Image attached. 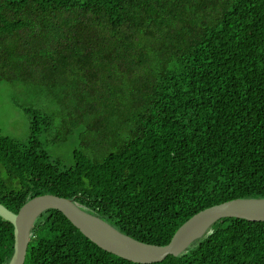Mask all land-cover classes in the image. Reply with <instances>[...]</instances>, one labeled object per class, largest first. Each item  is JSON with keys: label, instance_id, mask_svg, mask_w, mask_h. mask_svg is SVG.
I'll use <instances>...</instances> for the list:
<instances>
[{"label": "trees", "instance_id": "1", "mask_svg": "<svg viewBox=\"0 0 264 264\" xmlns=\"http://www.w3.org/2000/svg\"><path fill=\"white\" fill-rule=\"evenodd\" d=\"M0 82L30 98L28 137L0 128V203L14 212L55 194L166 245L210 206L264 197V0H0ZM14 242L0 215V264ZM24 264L145 263L49 209ZM150 264H264V221L222 218Z\"/></svg>", "mask_w": 264, "mask_h": 264}, {"label": "water", "instance_id": "2", "mask_svg": "<svg viewBox=\"0 0 264 264\" xmlns=\"http://www.w3.org/2000/svg\"><path fill=\"white\" fill-rule=\"evenodd\" d=\"M49 209L61 211L87 238L102 249L137 263H155L169 255L179 256L202 238L211 226L226 217L264 221L263 198H235L210 206L188 219L166 245H154L129 236L70 198L42 194L26 202L18 212L0 203V215L14 225V252L8 264H24L31 230Z\"/></svg>", "mask_w": 264, "mask_h": 264}, {"label": "rangeland", "instance_id": "3", "mask_svg": "<svg viewBox=\"0 0 264 264\" xmlns=\"http://www.w3.org/2000/svg\"><path fill=\"white\" fill-rule=\"evenodd\" d=\"M29 101V94L24 89L0 82V128L4 134L21 140L28 137L30 119L22 106L29 105ZM70 146L59 148L58 153L68 158Z\"/></svg>", "mask_w": 264, "mask_h": 264}]
</instances>
